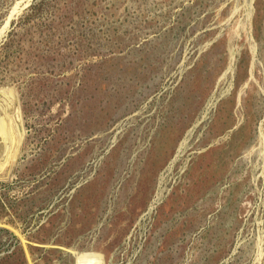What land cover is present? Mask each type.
Wrapping results in <instances>:
<instances>
[{
    "label": "rangeland",
    "instance_id": "1",
    "mask_svg": "<svg viewBox=\"0 0 264 264\" xmlns=\"http://www.w3.org/2000/svg\"><path fill=\"white\" fill-rule=\"evenodd\" d=\"M8 131L0 264H264V0H0Z\"/></svg>",
    "mask_w": 264,
    "mask_h": 264
},
{
    "label": "bare ground",
    "instance_id": "2",
    "mask_svg": "<svg viewBox=\"0 0 264 264\" xmlns=\"http://www.w3.org/2000/svg\"><path fill=\"white\" fill-rule=\"evenodd\" d=\"M16 137L17 132L8 131L2 135L0 140V179L11 177L12 167L18 158L22 145Z\"/></svg>",
    "mask_w": 264,
    "mask_h": 264
}]
</instances>
